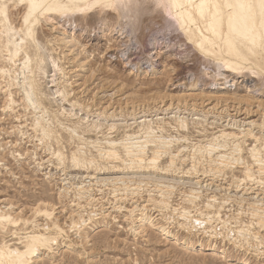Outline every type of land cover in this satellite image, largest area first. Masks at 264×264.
<instances>
[{
    "label": "rangeland",
    "instance_id": "obj_1",
    "mask_svg": "<svg viewBox=\"0 0 264 264\" xmlns=\"http://www.w3.org/2000/svg\"><path fill=\"white\" fill-rule=\"evenodd\" d=\"M156 1L42 20L26 45L38 109L0 25L1 250L44 233L57 241L30 264H264V56L226 72Z\"/></svg>",
    "mask_w": 264,
    "mask_h": 264
},
{
    "label": "bare ground",
    "instance_id": "obj_2",
    "mask_svg": "<svg viewBox=\"0 0 264 264\" xmlns=\"http://www.w3.org/2000/svg\"><path fill=\"white\" fill-rule=\"evenodd\" d=\"M1 1L3 2L4 0H0V2ZM132 1L133 0H17L18 5L20 4L26 8L20 28L10 23L8 7L5 6V4L0 5V25L2 26V34L5 35L6 38L4 47L7 58L5 57L6 61H4L16 66L17 63L21 61V54L25 51V58L23 59L25 61L21 63L24 67L22 69L23 82H20L22 84L20 86L25 90V97L32 107L38 109L39 103L32 98L36 89L34 80L35 73L34 71H30V57L26 45L28 42L36 41V31L41 21L50 20L53 15L70 19L75 16H85L98 8L108 10L115 9L122 13V15L127 16L131 12L129 6H131L130 4ZM156 2L163 3L162 0H157ZM165 2L171 5V10L165 11L175 22L179 23L180 26L185 29L192 42L201 45L210 54L219 52L221 56H225V58H222L221 62H223L226 72L238 74L240 71L244 70L242 65L245 61L247 62V59L254 61L259 55L264 56V0H165ZM76 27H78V25H76ZM121 27L123 28V26ZM228 33L232 34L230 39H228ZM215 46L217 51L214 48ZM233 48H236V52ZM9 68L10 67H8V69ZM149 68H155L153 63ZM6 69L0 68V72L4 74L3 76L10 73V71H6ZM27 71L31 73L30 76L26 74ZM56 77L58 76L56 75ZM17 78L18 77L15 76L14 80ZM55 81L56 80H53L52 83ZM58 92L63 95L64 100L69 96L66 90H58ZM9 98H11L10 102L14 105L16 101L13 99L12 94H10ZM73 106L72 108H75V105ZM109 107L112 106L110 105ZM101 110L104 111V109ZM101 113L99 115H101ZM36 124L42 128L43 134L46 137L50 136V132L40 121ZM137 145H139V140L133 143L131 149H127L128 154L135 162L142 163L143 157L145 156L144 148L146 145ZM215 147L213 149H216ZM158 150L160 149L158 148ZM160 153L158 151L153 154L150 164H155L159 160ZM253 153L254 157L257 158L258 154L255 149ZM109 156L117 158V153L111 152ZM220 157L224 158V156ZM257 162L259 163L260 160H257ZM198 183L200 184V182ZM133 212H135V210ZM146 218L147 217H143L140 220L144 221ZM0 223L1 227H4L6 223L10 224L14 223V221L8 214L0 210ZM55 237L44 233H34L27 236V244L23 250L11 251L10 249H0V264H30L33 258L38 257L40 248L48 247L57 241Z\"/></svg>",
    "mask_w": 264,
    "mask_h": 264
},
{
    "label": "snow or ice",
    "instance_id": "obj_3",
    "mask_svg": "<svg viewBox=\"0 0 264 264\" xmlns=\"http://www.w3.org/2000/svg\"><path fill=\"white\" fill-rule=\"evenodd\" d=\"M106 6H111V5H106Z\"/></svg>",
    "mask_w": 264,
    "mask_h": 264
}]
</instances>
